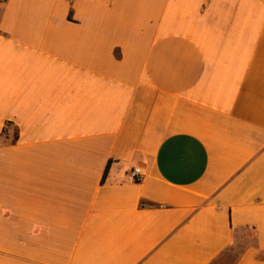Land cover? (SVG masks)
<instances>
[{"label": "crops", "instance_id": "crops-1", "mask_svg": "<svg viewBox=\"0 0 264 264\" xmlns=\"http://www.w3.org/2000/svg\"><path fill=\"white\" fill-rule=\"evenodd\" d=\"M225 262L264 264V0H0V264Z\"/></svg>", "mask_w": 264, "mask_h": 264}, {"label": "built area", "instance_id": "built-area-1", "mask_svg": "<svg viewBox=\"0 0 264 264\" xmlns=\"http://www.w3.org/2000/svg\"><path fill=\"white\" fill-rule=\"evenodd\" d=\"M145 178L144 172L140 168H134L128 173V180L131 182H142Z\"/></svg>", "mask_w": 264, "mask_h": 264}, {"label": "trees", "instance_id": "trees-1", "mask_svg": "<svg viewBox=\"0 0 264 264\" xmlns=\"http://www.w3.org/2000/svg\"><path fill=\"white\" fill-rule=\"evenodd\" d=\"M4 135L6 134V130L4 129ZM108 170H109V167L107 168V170H106V174L108 173Z\"/></svg>", "mask_w": 264, "mask_h": 264}, {"label": "rangeland", "instance_id": "rangeland-1", "mask_svg": "<svg viewBox=\"0 0 264 264\" xmlns=\"http://www.w3.org/2000/svg\"><path fill=\"white\" fill-rule=\"evenodd\" d=\"M235 255V254H234ZM230 258H231V256H230ZM226 263V262H225ZM227 264V263H226Z\"/></svg>", "mask_w": 264, "mask_h": 264}]
</instances>
